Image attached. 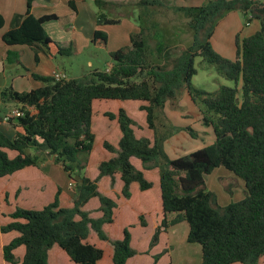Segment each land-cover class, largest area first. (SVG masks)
Here are the masks:
<instances>
[{
    "label": "trees",
    "instance_id": "trees-1",
    "mask_svg": "<svg viewBox=\"0 0 264 264\" xmlns=\"http://www.w3.org/2000/svg\"><path fill=\"white\" fill-rule=\"evenodd\" d=\"M26 12L12 17L9 29L0 41L4 47V63L19 64L15 47H27L34 53H47L55 47L56 55L73 56L71 44L61 46L47 35L44 24L57 21L56 15L34 17V1L25 0ZM97 8V25H115L119 20L106 16L105 0H93ZM140 6H161L160 0H139ZM68 5L76 11L73 1ZM192 33V43L178 49L158 41L156 61L151 60L144 30L132 33L129 46L109 52L111 67L95 69L80 78L54 81L32 74L41 83L30 91L16 92L11 87L0 91V101L11 103L23 115L7 122L12 130L8 136L0 128V179L28 167H38L52 160L60 165L71 180L72 206L61 207L58 188L52 202L40 210L21 207L5 217L0 234L15 232L16 237L2 247V257L9 264H49L48 254L56 245L73 264H97L103 251L89 244L94 232L113 249V264H126L135 256L131 248L130 227L122 238L110 240L103 230L113 222L114 200L98 191V181L119 174L123 183L121 194L130 197L129 187L137 183L141 191L152 188L142 171L130 162L140 160L142 169L158 170L163 219L154 230L149 250L154 248L161 233L185 223L186 242L201 247V264H260L264 257V0H207L199 7L179 9ZM229 12H240L245 25L259 23L253 35L236 42V57L228 61L215 53L210 39L217 22ZM4 19L0 12V31ZM95 47L105 48L107 35L95 30ZM212 66L217 75L234 83L220 86L214 92L195 89L192 78L197 74L195 58ZM186 92L202 115V123L210 126L215 137L212 145L187 156L170 159L164 143L180 129L161 124L159 117L167 103L176 106ZM95 100L140 101L153 139L137 138L134 121L123 109L117 115L105 113L110 121L117 120L121 137L117 148L109 142L103 148L114 156L98 165V175L91 180L85 175L95 135L92 131V104ZM2 120V119H1ZM0 120V121H1ZM191 138L197 133L183 128ZM32 151V153H31ZM9 153H14L13 157ZM224 168L244 184L245 197L221 207L212 192L205 190L204 177L217 168ZM5 197H7L5 195ZM93 198L99 201L101 217L90 218L84 206ZM141 226H145L140 217ZM23 246L20 260L14 251ZM167 252L152 256V264Z\"/></svg>",
    "mask_w": 264,
    "mask_h": 264
},
{
    "label": "crops",
    "instance_id": "crops-1",
    "mask_svg": "<svg viewBox=\"0 0 264 264\" xmlns=\"http://www.w3.org/2000/svg\"><path fill=\"white\" fill-rule=\"evenodd\" d=\"M69 1L74 2L76 11L70 9L68 5ZM105 1L108 3L107 7L115 5L114 3H116V0ZM0 12L4 19V27L0 31L1 37V35L9 29L11 19L14 15L25 14L26 1L0 0ZM31 14L36 18L41 17L43 15H56L58 17L57 21L47 22L44 24L43 27L52 41L59 43L61 46L64 47L68 44H71L74 55H77L82 47L88 48L90 47V45H93L92 36L95 30H100L107 35V45L105 48L107 54L109 52L128 47L129 37L132 33H134L135 30V27L133 25L125 29L116 30L122 26L120 20L119 23L115 25H97V8L95 7L93 0H37L34 1L32 4ZM232 15H236L235 20H232L230 18L232 17ZM228 23H238L240 26L245 28L250 27L252 25L251 22L248 25H245V17L242 13L229 12L224 15L219 22H217L210 40L214 41L213 36L217 34L216 29L218 31V27L220 25L223 24L224 27V25ZM112 32L113 34L110 35ZM255 32L256 29H252V34L249 33V35L247 36L242 35L244 37L241 38V40L253 35ZM216 43L217 42L215 40L214 45ZM14 50L19 54L20 63L16 65H6L4 63V47L0 41V66L1 73L4 77V83L3 85H1L0 91L7 87H11L16 92L30 91L41 86L40 82L32 78V74L50 77L51 73L54 70L62 71L56 65L57 55L55 47L52 45L49 47V50L46 54H38V62H35L34 53L31 49L18 46L15 47ZM236 50L237 48L234 52V58L236 57ZM110 67L111 62L107 64V67L105 69H108ZM142 105H145V103L140 101H130L128 103L127 101H117L116 104H113V109H110L107 106H100L99 103L95 104V102L93 101L92 131L95 135V140L97 139V133L98 135L101 134L102 145L104 140L108 142L109 138V141L111 142L109 143L113 147L117 148L119 139L121 137L117 120H109L108 124L103 125L101 119L105 118V113H112L114 115H117L120 109H123L129 117L130 112H141L142 119H140L139 123H137L130 117L134 121L133 130L135 136L137 138L145 137L152 140L153 132L149 130L147 126L146 114L140 108ZM2 106L8 109L9 111L12 109V107H14V105L11 103H5L2 104ZM176 106L178 108H175V106H172L170 105V103H167L162 111V116L167 120V122L171 126L180 129L179 132H176L165 141L164 151L166 152V154L168 152V148L173 143V140H175L176 138L180 139L184 137V131L181 129L187 127H190L193 130L199 127L206 128L205 135L207 136L208 143L206 145L203 144L204 146L192 152H195L203 147L212 145L215 140L213 130L210 126H205L202 123V115L199 112V109L191 101V98L188 93H183L179 101L176 103ZM4 116L5 114L0 117V120ZM95 116L101 117H99V123H96L98 120L97 118H95ZM141 121H143L146 126L140 124ZM96 126L97 128H99V131H97ZM136 130L142 131V134H137ZM195 132L199 133L198 130H195ZM200 133L203 132L201 131ZM12 154L14 156V153ZM113 156L114 154L109 153L104 149V151L100 150V157H98V155L94 154V150H92L86 167V172H89L87 173V175L85 172V175L91 180H94L98 175V165L102 161H106L112 158ZM179 157L183 156H175L170 159H177ZM130 162L137 170L143 172L144 177L152 183V188L146 191H141L137 183H132L129 187L130 197L126 199L121 194L123 183L119 174L114 175L113 183L110 177L101 178L98 181V191L102 195L114 200L116 203V207L113 210V222L109 225H105L103 227V230L105 233L111 234L114 240H118L122 238L123 230L126 227L132 225L133 228L130 231V246L133 250L136 249L137 252L135 256H133L127 261L126 264H151L153 260L152 256L157 255L163 250L167 249V252L157 262V264H160L161 259L165 256H168L172 250L170 245V237L171 234L177 230L173 229H175L176 227H181V229L183 228L184 231L182 233L184 236H186L188 232V226H184V224L182 223L178 226L170 228L165 233H161L158 244L154 248L149 250V242L151 240L152 234L163 219V208L158 170H143L140 160L134 157L130 159ZM50 164H53L52 160H48L40 164L39 167H28L14 173L13 175L6 176L0 179V182L3 181V183H6V186L9 185L5 190L6 193L4 192V195L8 197L10 193L13 192L14 198L17 194V197L20 199V202L14 205L12 210L5 211V215H8L9 213L13 212L17 207L33 210L42 209L45 205L52 202L55 194L57 193L58 188L61 189V193L59 196L60 206L65 208H69L72 206L73 195L69 187V181H66V183H64L61 179H58L57 177L54 178L53 176L48 175L49 168L47 165ZM44 167H46V170L48 172L44 171ZM6 204H8L6 206L12 205L10 203ZM99 206L100 205L98 199L93 198L84 206L83 209L89 212L90 218L97 219L101 217ZM140 217L144 218V227L140 224ZM9 221L10 220L8 218V220L4 224L8 223ZM0 235L7 237L6 242L1 245L0 264H9L3 260L2 247L7 244L11 239L16 237L17 234L15 232H11L8 234ZM87 242L96 246L97 248H100L103 251V257L97 264H113V249L108 243L100 241L97 238L96 234L92 231L90 232ZM102 243L107 244L106 246H104V249L102 248ZM162 243L164 244L162 245ZM55 247L48 254L49 264H73L69 260L67 255L64 252H61V249L60 251L58 250L59 248L56 245ZM199 248L201 253V247L199 246ZM196 251H198V248H196ZM24 252L25 249L23 246L17 248L14 251L17 260H20L23 257ZM262 259H264V257ZM261 261L260 264H262Z\"/></svg>",
    "mask_w": 264,
    "mask_h": 264
},
{
    "label": "rangeland",
    "instance_id": "rangeland-1",
    "mask_svg": "<svg viewBox=\"0 0 264 264\" xmlns=\"http://www.w3.org/2000/svg\"><path fill=\"white\" fill-rule=\"evenodd\" d=\"M160 1L162 2L161 6H140L138 3L139 0H116V3H114L115 5L105 7L106 16L111 19L120 20L122 24V26L116 30L125 29L127 27H130L131 25L135 27L134 33H139L141 28L144 30V35L146 36L147 45L149 47V51L152 58L151 60L153 61H156L155 47L158 41H162L163 44L168 45L170 47L175 46L178 49L187 48L188 46H190V44L192 43V33L187 27L186 21L181 12H179V9L183 7H199L205 4L207 0ZM235 16L236 15H232V17L230 18L232 20H235ZM251 23L252 25L246 28L240 26L238 23H228L225 24L224 27L223 24L220 25L218 27V31L216 29L217 34L213 36L214 41L210 40L213 51L228 61H234L236 42L241 41V38L249 35V33L252 34V29H256V31L259 29V23L257 21H251ZM113 32L110 35H112ZM215 40L217 43L214 45ZM105 48L90 45V47L88 48L82 47L77 55L69 57L57 55L56 65L59 67V69L64 71L68 77L80 78L95 69L103 70L107 67V64L110 62V59L108 54L106 53ZM200 62L201 59L199 57L195 58L194 66L197 70V74L192 78V85L195 89L202 90L205 92H214L220 86L234 87L233 82L219 77L212 66H208L206 64L204 65ZM3 83L4 77L1 73L0 66V87L1 85H3ZM94 102L95 104L99 103L100 106H107L108 108L113 109L112 106L113 104H116L117 101L95 100ZM128 102L130 101H127V103ZM2 104L3 103L0 101V117L4 114H10L11 110H13V108L15 109V107H12V109L9 111L5 107H3ZM141 114V112L129 113L130 117L137 123H139L140 119H142ZM99 117L100 116H95V118H97L98 120L96 123H99V119L101 118ZM159 119L161 124H169L163 116H160ZM101 121L103 125H106L108 124L109 119L105 117L102 118ZM0 123V128L8 136H12L13 132L9 128L7 122L0 121ZM140 124L146 126L143 121H141ZM195 130H198L199 132L197 133L196 139H192L189 133L183 130V133L185 134L184 137L180 139L176 138L175 140H173V143L168 148L167 156L169 158L175 156H187L192 151L204 146L203 144L206 145L208 143L207 136L205 135L206 128L199 127ZM97 131H99V128H97ZM201 131L203 133H200ZM136 132L139 135L142 134V131L136 130ZM105 141L106 140H104V142ZM108 142H110L109 138ZM93 150L94 154L98 155V157H100V150L104 151L103 145L101 144V134L98 135L97 133V139L95 140ZM9 155L10 157H13L12 153H9ZM47 166L49 168V172L46 170V167H44V171H47L48 175L53 176L54 178L57 177L58 179H61L64 183H66V181H69V183L71 184V180L68 179L67 175L63 172L60 165L53 163ZM88 172L89 171L86 172V175ZM204 181L205 190L212 192L215 195L216 202L221 207L227 206L230 203L239 202L245 197V189L243 182L222 167L217 168L209 175H206L204 177ZM8 186H6L5 182H0V225H3L8 220V218L5 217V211L12 210L13 206L20 202V199L17 197V194L14 198L13 192H11L8 197H5L4 192L6 193L5 190ZM70 188H72V185ZM6 203H10L12 205L6 206L8 205ZM183 224L184 226L186 225L185 223ZM130 226L131 227L129 231H131V229L133 228L132 225ZM173 230L176 231L173 232L170 237V245L172 250L168 256H165L161 259L160 264H200L201 253L199 245L189 244L186 242V236H184L182 233L184 231L183 228L181 229V227H176ZM106 235L110 240H114L111 234L106 233ZM6 240L7 237L0 235V250L1 245L5 243ZM106 243H102L103 249L104 246L107 245ZM163 244L164 243H162V245ZM54 247L55 245L50 249V251ZM196 248H198V251H196ZM134 251L137 252L136 249ZM61 252L63 253V251ZM261 262L262 264H264V259H262Z\"/></svg>",
    "mask_w": 264,
    "mask_h": 264
},
{
    "label": "built area",
    "instance_id": "built-area-1",
    "mask_svg": "<svg viewBox=\"0 0 264 264\" xmlns=\"http://www.w3.org/2000/svg\"><path fill=\"white\" fill-rule=\"evenodd\" d=\"M51 77L54 79V81L58 82V81H65L68 80L69 77L63 72V71H56L54 70L51 73ZM23 115V113L17 109H13L10 114L5 115L2 118V122H8L10 120V118H17V117H21Z\"/></svg>",
    "mask_w": 264,
    "mask_h": 264
}]
</instances>
